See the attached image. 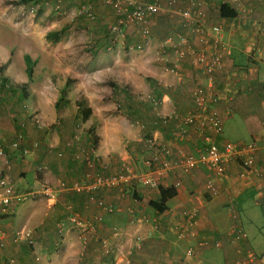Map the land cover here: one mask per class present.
<instances>
[{
	"label": "crops",
	"instance_id": "obj_1",
	"mask_svg": "<svg viewBox=\"0 0 264 264\" xmlns=\"http://www.w3.org/2000/svg\"><path fill=\"white\" fill-rule=\"evenodd\" d=\"M174 1L181 9L184 7L179 0ZM197 1V8L202 14L201 23H220V42L229 49V53L223 56L221 70L214 76L215 95L207 97V104L221 120V126L224 121L230 122L233 127L245 131L250 141L259 146L254 159L256 172L248 174L240 164L229 161L224 172L215 179V194L209 195L202 187L203 177L208 171L206 167L199 166L187 173L174 168L159 181L158 187L162 188H173L171 184L176 178L180 181V185L173 188L174 195L165 201L166 209L162 212L148 206L149 200H158V187L148 188L136 180L91 192L72 190V185L83 180L84 176L89 179L95 173L109 176L121 172L131 156L137 158L132 162H137V166L132 169L139 172L142 169L141 157L149 152L147 139L170 148L169 161L174 165L181 154H196L203 149L205 136L209 135L213 140L218 137L208 126L200 134L195 126L184 125L181 121L193 106L192 90L198 85H205L206 77L195 66L190 53L187 52L179 60L176 56V50L184 47L178 45L182 36L188 40L187 50L198 47L194 36L182 27L180 18L177 25L168 22V29L178 27L179 32L173 38L168 36L160 41L161 47H168L170 52L158 61L169 67L151 68L153 78L148 79L149 84L130 80L133 90L127 84L121 85L129 92H136L139 88L145 92L150 89L154 97L162 90L159 98L147 106L152 112L145 125L135 118V121L126 120L127 123L108 127L110 121L98 117L100 109L106 106L99 104L92 107L90 103L85 106L84 100L79 99L80 95L90 99L91 78L70 76L72 80L76 78L71 84L77 82L80 85L79 93L76 91L79 87H65V83L55 87L54 92L48 89L49 85L34 90L36 79H50L52 70L48 54L41 52L38 55L40 52L35 47L36 51H31L34 48L27 46L28 51L20 49L15 55V42L11 47L0 43V176L14 188L24 189L36 181H43L53 191V199L37 197L12 204L0 214V264H8L9 260L11 264H116L117 257L128 258L132 264H202L205 261L208 264H232L238 257L235 248L238 245L242 251L249 249L257 252L246 234L245 239L235 247L226 240L230 225L234 222L242 225L239 219L231 218V213L237 214L238 211L234 208L236 202L251 200L253 204L264 205V0H248V15L226 19L219 15V4L225 0ZM162 2L166 4L169 0ZM214 2L217 5L211 11ZM178 11L175 13L178 14ZM166 13H170V9ZM1 20L12 21V18ZM100 29V26L96 27V31ZM43 41L48 42L45 38ZM159 51H164V48ZM25 56L35 63L30 73ZM37 58L41 60L38 65ZM166 58H169L168 62H164ZM168 80L174 83H168L169 87L172 86L170 89L164 87ZM21 83L27 88L25 91L15 87V84ZM112 88L109 87L108 93ZM47 94L52 95L51 100ZM61 95L66 96L68 102H59V106L54 107ZM80 101L90 109L89 116H96L92 120H84L89 124H84L81 136L77 123L79 118L76 117ZM63 105L70 107L72 113L66 117L58 116L61 119L53 122L52 133H47L44 122L42 127L32 122V112L51 120L58 115L53 108L57 111ZM163 115L172 117L163 122ZM156 121L162 124V130L155 126ZM33 128L40 131L36 133ZM88 130L97 139L95 147L91 144ZM220 137L223 138L222 133ZM122 139L123 144L120 145ZM13 141L18 142L17 148L10 147ZM236 142L246 141L238 139ZM21 146H25L26 153H21ZM87 147L91 149L86 154L92 161L90 168L72 158ZM128 165L133 167L130 163ZM28 176L31 184L24 183ZM188 209L197 211V223L192 227L194 238H206L208 242L221 240L220 247L199 248L194 259L183 255L190 242L176 238L173 228V222L179 221L182 212ZM70 215L84 221L85 226L70 224ZM132 216L156 219L151 222L155 228L152 224L138 226L131 223ZM21 229L30 231L32 246L27 240H13ZM116 230L121 231V235H114ZM148 230L151 235L145 236ZM136 235H142L138 247L134 246ZM102 240H107L109 244L107 254L103 252Z\"/></svg>",
	"mask_w": 264,
	"mask_h": 264
},
{
	"label": "rangeland",
	"instance_id": "obj_2",
	"mask_svg": "<svg viewBox=\"0 0 264 264\" xmlns=\"http://www.w3.org/2000/svg\"><path fill=\"white\" fill-rule=\"evenodd\" d=\"M141 1L147 2V0ZM83 5L90 8L93 18H89L85 13H80ZM216 5L217 2L212 4L211 11L215 10ZM168 9H170L169 15L166 13ZM180 9L181 6L176 4L175 1L171 2L169 7L167 3L162 2V11H159L157 15L150 16L148 19L147 33H143L141 26L138 24H130L125 26L120 33H114L113 37L109 29L111 31V27L116 21V15L114 10L112 11V7L104 3L103 0H0V43L11 47L15 42V55L19 53L20 49L28 51L27 46L35 47L38 53L40 52L38 55L41 52L42 54H48L52 70L50 79H36L37 83L33 85L34 90L37 91L39 86L49 85L48 89L54 92L55 87L64 85V83L66 87L67 79L74 75L78 78H91L90 99H86L82 95L79 96V99L84 100L85 106L88 103L92 107L99 104L100 106H106L100 109L99 113L102 116L98 113V117L110 121L107 123L108 127L118 123H127L126 120L135 121V118L140 119L145 125L148 124L152 112L147 109L150 104L147 100L153 96L150 89L145 92L139 88L136 92H129L131 104L135 105L133 109H137L135 114L131 113L132 115L129 113L130 100L128 98L127 100L123 94L116 93L113 88L110 93H108V90L113 84L116 88L127 84L133 90L134 87L130 80H139L143 84H149L148 79L153 78L151 68L157 70L162 69V67H169L168 64L158 61L160 60L158 59L159 55L164 57L165 54L168 56V52H170L168 47H161L160 41L168 36L173 38L179 32L178 27L168 29V22L176 25L179 23L180 17L175 11ZM1 18H12V21L2 22ZM97 26L101 27L98 31H96ZM53 31L58 32V39L44 42V38L47 39L46 34ZM35 48L31 51H36ZM161 48H164V51L160 52ZM168 60L169 58L164 62H168ZM36 63L38 65L41 60L37 58ZM25 64L27 66L26 60ZM33 64L35 65L31 62L28 66L31 68L34 66ZM164 71L166 70L164 69ZM73 80H76V78ZM83 80L86 81V79ZM126 81L128 83H125ZM168 83L173 85V80L164 83V87L170 89L172 86L169 87ZM23 84H15V87L26 90L27 88L23 87ZM70 87H79L77 90L75 89L77 93L81 91V87L77 82L70 83ZM97 95L102 96L97 97ZM109 95L111 96L109 97ZM51 96V94H47L49 100L52 99ZM61 98V103L68 102L66 96L61 95ZM116 104H120V107H117ZM156 109L159 110V108ZM53 110L58 115H55L56 117H53L52 121L43 118L41 114L38 115L43 119L47 133H52L53 122L61 119L58 116L66 117L67 114L72 113V109L65 105L57 111L54 108ZM128 113L131 115L130 117L127 116ZM94 117L96 116L91 115L86 120H92ZM85 121H81L80 118L77 121L79 136L84 130V124H89ZM133 128L135 129V126ZM33 129L36 130V133L40 131L36 128ZM222 135L224 139L231 142H236L238 139L246 142L251 140L245 131L233 127L228 121H224L222 124ZM122 136L127 138L124 133H122ZM157 140L156 138V142ZM80 142L82 141L80 140ZM121 144H123V139L120 142ZM89 150L91 149H88V147L83 148L81 153L79 151L72 158L80 160L79 162L85 164L86 168H90L92 165L89 167L86 164V162H92L86 155ZM136 159L131 156V160L127 164L124 163V166L135 168L137 162H132ZM129 163L133 167H130ZM29 177L24 183H32ZM13 185L16 184L13 183ZM234 205H236L234 208L238 210V219L242 224L243 231L251 242L253 249L257 251L256 254L260 255L264 251V205L253 204L251 200L238 201ZM227 210L229 209L227 208ZM202 264H208V262L205 261Z\"/></svg>",
	"mask_w": 264,
	"mask_h": 264
},
{
	"label": "built area",
	"instance_id": "obj_3",
	"mask_svg": "<svg viewBox=\"0 0 264 264\" xmlns=\"http://www.w3.org/2000/svg\"><path fill=\"white\" fill-rule=\"evenodd\" d=\"M104 3L110 5L115 12L116 21L111 27V31L114 33H120L123 28L130 24H138L141 26L143 33L148 32V19L150 16L162 11V2L160 0H151L148 2H142L141 0H103ZM174 0H169L168 7ZM184 7L178 11L180 16L181 25L188 30L190 34L194 36L197 41V48L187 50L189 47L188 40L185 37H180L176 50V56L179 59L185 57L186 53L192 55L193 63L206 77L205 85H198L192 90L193 106L191 110L186 112L181 121L184 125L195 126L200 134L203 133L207 126L212 131L214 136H218L216 139H211L209 135L204 137L205 146L196 154L183 153L177 164H172L169 161V155L171 154L170 148L165 145L155 143L153 140L147 139V147L149 152L141 158L142 169L139 172H134L132 168L124 166L121 172L103 176L100 174H92L89 179H83L76 181L72 185L74 191L91 192L105 187H118L126 184L131 180H136L141 185L148 188L156 189L159 186L161 178L166 176L174 168H179L182 172L187 173L199 166H204L208 169L202 180V187L204 191L209 195H214L216 192L215 179L221 175L225 166L229 161H234L240 164L242 169L252 174L256 172L255 169V154L259 150V146L255 142H231L220 137L222 133L221 120L216 113L209 108L207 104V97H214V76L221 70L223 66V56L229 53V49L223 45L221 41L222 25L215 23L212 25H206L201 23V12L198 10L197 0H179ZM231 4V6L237 10V16H246L249 9L245 6L246 0H225ZM82 12L89 18H93V13L89 7L82 6ZM159 59H164L159 55ZM167 60V58H166ZM174 71L175 68L173 67ZM172 116H161L163 122L166 118ZM31 120L37 127H42L43 121L40 116L31 114ZM35 145V144H34ZM18 142L13 141L10 143L11 148H17ZM264 149V145H263ZM22 154L26 153L25 146L20 147ZM60 155V153H58ZM87 166H91V163L86 162ZM89 174L86 175V177ZM180 185V181L176 178L171 186L176 188ZM37 197H44L47 200L53 199V191L51 186L43 181H36L33 185L27 186L24 189L14 188L8 180L3 176H0V214L4 213L7 208L12 204H18L31 200ZM91 198V197H90ZM97 205H101V202H97ZM110 211V208H105ZM233 220H238L236 213H231ZM70 224L77 226H85L84 221L80 220L74 215H70L68 218ZM154 218L148 216H132L130 222L135 225L152 224ZM197 223V211L196 209H188L182 212L179 221L173 222V228L175 229V236L180 240L190 242L184 249L183 255L186 258L194 259L197 257V251L199 248L212 246L214 248L220 247L221 240H214L208 242L206 238H194V232L192 227ZM155 228V224H152ZM30 231L21 229L16 232L14 241L29 242L31 246L33 241L29 238ZM114 235H121V231L116 230ZM151 232L148 230L145 236H150ZM245 239V233L240 224L234 222L229 228V237L226 242L230 246H234ZM142 240V235H136L134 238V246L138 247ZM103 252L107 254L109 244L107 240H102ZM1 246V245H0ZM238 253V257L232 264H257L258 262H264V252L260 255L256 254L252 250L246 249L242 251L238 246L235 247ZM37 258H35L36 262ZM11 264V260L8 261ZM116 264H132L128 258L117 257ZM162 264H171L164 262Z\"/></svg>",
	"mask_w": 264,
	"mask_h": 264
},
{
	"label": "trees",
	"instance_id": "obj_4",
	"mask_svg": "<svg viewBox=\"0 0 264 264\" xmlns=\"http://www.w3.org/2000/svg\"><path fill=\"white\" fill-rule=\"evenodd\" d=\"M149 1H151V0H149ZM160 1H162V0H160ZM248 2H249L248 0L245 1V6L247 8H248ZM219 15H220L221 18H225V19L226 18H234V17H237L238 12H237V10H235L231 6L230 3H228L227 1H224V2H221L219 4ZM110 34H112L113 37H114V32L110 31ZM46 38H47V40L56 41L58 39V32H56V31L48 32L46 34ZM25 60L27 61V71H28V73H30V69L31 68L28 66V64H31V61H30V59H29L28 56H25ZM72 81H73L72 79L68 78L67 79V82H66V86L70 85V83H72ZM112 87H113V90L116 93L123 94V96H125L126 99L128 98L130 100V105H131L130 107L132 109H130L131 112L129 111V113L130 114L131 113H134L135 114L137 112V109L136 108L133 109V106H135V105L131 104V95L129 94V91L127 89L121 88V87H117L116 88L114 86V84L112 85ZM155 91L157 92L156 89H155ZM161 91L162 90L158 91L156 93L155 97L154 96H152V98L149 97L148 100H147V102H150L151 103L153 100H157L159 98V94L161 93ZM61 101H62V98L60 96V98H58V100H56V102L54 103V107H58L59 106L58 104ZM79 103L80 104H78L79 105L78 106V115L76 117L77 118H80L81 121H84L89 116L90 109L88 107H84L83 106V103L81 101ZM134 104H136V103H134ZM129 113L127 114V116L130 117L132 114L130 115ZM155 126L158 127L160 130H162V124L159 121H156ZM89 134H90V137L92 139V143L91 144H92L93 147H95V144H96V140L97 139H96V137L92 133H90V131H89ZM158 191H159V198H158V200H149L148 201V206L150 208H152L153 210H155L156 212H162L164 209H166L165 201L168 198H170L171 196L174 195V190H173V188H162V187H158Z\"/></svg>",
	"mask_w": 264,
	"mask_h": 264
}]
</instances>
